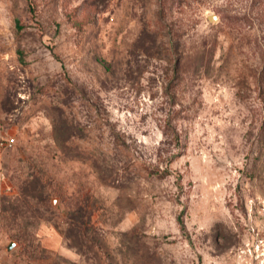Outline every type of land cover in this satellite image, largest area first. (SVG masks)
Masks as SVG:
<instances>
[{"label": "rangeland", "instance_id": "1", "mask_svg": "<svg viewBox=\"0 0 264 264\" xmlns=\"http://www.w3.org/2000/svg\"><path fill=\"white\" fill-rule=\"evenodd\" d=\"M0 129V264H264V0H0Z\"/></svg>", "mask_w": 264, "mask_h": 264}, {"label": "built area", "instance_id": "2", "mask_svg": "<svg viewBox=\"0 0 264 264\" xmlns=\"http://www.w3.org/2000/svg\"><path fill=\"white\" fill-rule=\"evenodd\" d=\"M14 142H15V140L14 139H9V140H1L0 141V147H2V146H5V145H12V144H14Z\"/></svg>", "mask_w": 264, "mask_h": 264}, {"label": "water", "instance_id": "3", "mask_svg": "<svg viewBox=\"0 0 264 264\" xmlns=\"http://www.w3.org/2000/svg\"><path fill=\"white\" fill-rule=\"evenodd\" d=\"M216 17L214 16H210L209 17V20L210 21H215ZM15 244L14 243H11L9 246H8V251H11L13 248H14Z\"/></svg>", "mask_w": 264, "mask_h": 264}, {"label": "crops", "instance_id": "4", "mask_svg": "<svg viewBox=\"0 0 264 264\" xmlns=\"http://www.w3.org/2000/svg\"><path fill=\"white\" fill-rule=\"evenodd\" d=\"M2 137H3V132L0 129V139H2Z\"/></svg>", "mask_w": 264, "mask_h": 264}]
</instances>
